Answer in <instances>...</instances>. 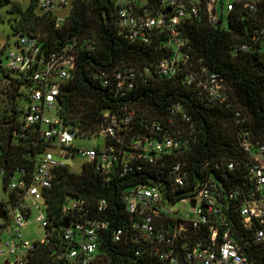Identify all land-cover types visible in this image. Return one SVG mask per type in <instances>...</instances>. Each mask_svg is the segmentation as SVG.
I'll return each mask as SVG.
<instances>
[{
  "label": "built area",
  "instance_id": "1",
  "mask_svg": "<svg viewBox=\"0 0 264 264\" xmlns=\"http://www.w3.org/2000/svg\"><path fill=\"white\" fill-rule=\"evenodd\" d=\"M110 2L118 33L130 42L155 44L160 56L94 72L103 87L131 104L104 110L102 125L93 134L67 124L59 113L61 86L72 77L80 49H93V45L76 47L74 41L46 49L39 32H19L15 48L7 53V69L13 76L5 78L14 82L13 100L23 97L26 105L21 119L15 124L5 119L1 126L12 143L24 144V155L32 164L17 166L10 175L0 164L2 181L6 178L4 191L9 195L0 203V233L10 234L0 238V264H94L109 220L92 215L91 204L84 197H67L59 214H52L46 197L59 168L67 165L72 169L74 157L82 158V165L93 164L106 180L115 174H140L142 182L121 193L128 222L113 231V240L138 244L136 255L146 251L159 264H264V140L254 138L247 118L234 108L222 77L202 58L193 56L187 34V24L195 18L226 27L229 13L238 10L247 19H255L261 0ZM67 6L70 9L71 0H38L36 14L52 13L53 26L58 29L66 24L68 13L57 11ZM230 47L233 55L264 52V24ZM164 78L182 79L206 106L232 109L239 147L249 156L248 181L225 189L211 174L191 177L186 157L196 129L189 114L173 103L157 118L140 106L139 90ZM90 137L102 138V143L80 147L73 143L75 138ZM67 159L70 164L64 162ZM233 168L229 161L219 170ZM233 199L238 203L231 210L246 232L245 244L253 246L252 254L233 237L226 221L224 202L229 205ZM179 201L190 202L192 215L178 213L173 205ZM32 207L40 212L36 220L44 229L43 237L33 241L21 236ZM94 208L104 212L107 201L99 199ZM58 222L59 229L54 225ZM203 225L209 228L208 240L194 237Z\"/></svg>",
  "mask_w": 264,
  "mask_h": 264
},
{
  "label": "trees",
  "instance_id": "2",
  "mask_svg": "<svg viewBox=\"0 0 264 264\" xmlns=\"http://www.w3.org/2000/svg\"><path fill=\"white\" fill-rule=\"evenodd\" d=\"M37 1L28 0L25 6L9 2L8 12L17 13L10 22L12 34L39 32L46 49L74 41L77 42L76 47L87 43L94 46L93 49H80L72 77L61 86L59 109L67 124L77 127L84 134H93L102 125L104 110L116 108L124 102L131 104L114 96L109 87H103L94 72L112 71L116 67L149 61L159 57L160 51L155 44L130 42L118 33L110 0H71L67 22L58 29L53 26L52 13L43 16L36 14ZM244 16V12L231 11L226 27L209 24L204 18H195L187 24V34L192 42L193 56L202 58L214 73L222 77L234 108L247 118L254 138L264 140V52L248 51L233 55L230 47L235 41L247 37L258 24H264V0L259 4L255 19ZM10 84V105L0 112V164L6 167L8 175L17 166L30 167L32 164L24 155V144L12 143L10 134L1 126L5 119L13 124L18 120L12 103L16 88L14 82L10 81ZM138 95L142 96L140 106L147 108L154 117L161 118L173 103L180 104L189 114L196 129L186 157L192 169V178L211 174L225 189L248 181L249 156L239 147L231 108L206 106L182 79H160L155 84L142 87ZM184 128H187L186 125ZM229 161L234 163V168L221 173L219 168ZM140 178V174L134 172L126 176L115 174L106 180L91 163L83 164L79 171L67 165L57 171L46 195L52 214H59L61 204L67 197H84L91 204L92 215L109 220L108 228L101 234L94 264L160 263L146 251L136 255L134 252L138 244L125 239L113 240V231L128 222L121 193L142 182ZM5 181L6 178L3 179ZM101 198L107 201V208L104 212H97L94 204ZM237 203L236 199L229 205L224 202L227 209L223 211L233 237L252 254L253 246L245 244L246 232L240 228L238 216L231 210ZM54 225L59 229V222ZM209 233L208 226L203 225L194 237L208 240ZM45 251L48 252L49 248Z\"/></svg>",
  "mask_w": 264,
  "mask_h": 264
},
{
  "label": "rangeland",
  "instance_id": "3",
  "mask_svg": "<svg viewBox=\"0 0 264 264\" xmlns=\"http://www.w3.org/2000/svg\"><path fill=\"white\" fill-rule=\"evenodd\" d=\"M12 3H17L19 5L25 6L28 2V0H8ZM224 2L230 1V0H223ZM9 5L0 6V112L3 111V109L6 107V105H10L11 100V84L10 80L6 79L5 76H13V72L7 69V63H8V57L7 53L9 50H12L15 48L14 40L16 39V36L12 34V30L10 27V22H12V18L17 15V13H9L8 12ZM60 14H67L69 12V7H65L59 11H57ZM10 19V20H9ZM13 107L15 111H17V117L18 119H21L23 117V111L22 109L26 105V101L23 97H17L13 101ZM73 143L80 146H92L97 143H102V138H85V139H79L75 138ZM83 163L82 158L74 157L73 159V165L72 169L74 171H79L81 168V165ZM8 193L4 191V184L2 181V178L0 176V203L6 202L8 200ZM175 209H179V214L182 216L192 215L190 212L191 204L190 202L186 201H179L176 202L175 205H173ZM39 211L32 207L31 213L24 225V227L21 230V236L22 239H28V240H35L40 239L44 235V229L39 226V223L36 220V217L39 215ZM10 236L8 232L5 230L1 231L0 238L6 239Z\"/></svg>",
  "mask_w": 264,
  "mask_h": 264
},
{
  "label": "water",
  "instance_id": "4",
  "mask_svg": "<svg viewBox=\"0 0 264 264\" xmlns=\"http://www.w3.org/2000/svg\"><path fill=\"white\" fill-rule=\"evenodd\" d=\"M9 2H10V1H8V0H0V6L9 5ZM64 162L67 163V164H70V163H71V161H70L69 159L64 160ZM1 213H2V211H1V209H0V215H1ZM67 225H68V223L65 222V223H64V226H67Z\"/></svg>",
  "mask_w": 264,
  "mask_h": 264
}]
</instances>
